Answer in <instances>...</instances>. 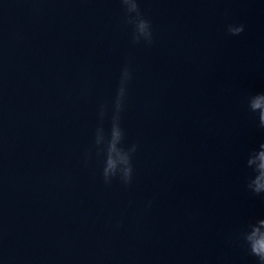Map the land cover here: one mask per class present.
I'll return each instance as SVG.
<instances>
[{
    "label": "clouds",
    "instance_id": "9594fccd",
    "mask_svg": "<svg viewBox=\"0 0 264 264\" xmlns=\"http://www.w3.org/2000/svg\"><path fill=\"white\" fill-rule=\"evenodd\" d=\"M125 17L124 22L132 28V42H154L152 23L145 17L140 0H119ZM226 31L238 36L244 31L243 24H228ZM133 79L131 63H126L120 71L115 94L110 102L98 106V123L94 131L93 145L86 154V160L94 154L102 159L101 175L105 184L118 179L125 187L131 186L134 179L133 156L138 145L125 144L123 114L126 110L129 86ZM246 107L259 129H264V92L250 94L245 99ZM109 127L105 128V120ZM246 167L249 175L246 188L254 196L264 198V142L249 150ZM236 241L246 248L249 255L256 258V264H264V218L248 221L236 234Z\"/></svg>",
    "mask_w": 264,
    "mask_h": 264
}]
</instances>
